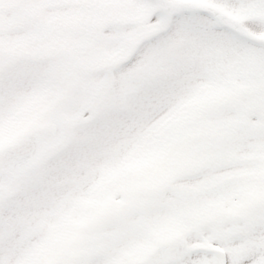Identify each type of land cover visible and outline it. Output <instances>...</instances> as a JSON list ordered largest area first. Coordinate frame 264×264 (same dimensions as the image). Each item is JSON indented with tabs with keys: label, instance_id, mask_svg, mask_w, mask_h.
<instances>
[{
	"label": "snow or ice",
	"instance_id": "6c2138e0",
	"mask_svg": "<svg viewBox=\"0 0 264 264\" xmlns=\"http://www.w3.org/2000/svg\"><path fill=\"white\" fill-rule=\"evenodd\" d=\"M0 264H264V0H0Z\"/></svg>",
	"mask_w": 264,
	"mask_h": 264
}]
</instances>
